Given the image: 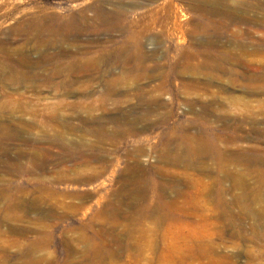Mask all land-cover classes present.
I'll return each instance as SVG.
<instances>
[{
  "label": "rangeland",
  "instance_id": "obj_1",
  "mask_svg": "<svg viewBox=\"0 0 264 264\" xmlns=\"http://www.w3.org/2000/svg\"><path fill=\"white\" fill-rule=\"evenodd\" d=\"M211 1L220 15L182 2L180 39L165 16L147 29L146 0H8L0 18L8 72L20 75L21 52L54 53L56 18L79 23L84 14L90 24L70 31L79 40L60 46L97 63L76 82L53 75L73 57L32 68L41 73L34 81L0 79V264H264V80L247 77L264 73V24L241 22L264 21V7ZM32 15L43 22L37 42L18 30ZM136 20L159 55L146 62L148 77L127 75L128 91L109 94L107 79L125 67L104 66L101 50L120 45ZM163 82L161 94H135ZM5 94L23 105L3 111ZM232 136L244 139L230 145Z\"/></svg>",
  "mask_w": 264,
  "mask_h": 264
},
{
  "label": "bare ground",
  "instance_id": "obj_2",
  "mask_svg": "<svg viewBox=\"0 0 264 264\" xmlns=\"http://www.w3.org/2000/svg\"><path fill=\"white\" fill-rule=\"evenodd\" d=\"M146 1L147 2H144V3H141V4H142V7L144 8V11H143L144 16L149 15V17L151 18V23L150 24L147 23V26H146L147 29H149V26L151 27V29H152V27L155 28L158 25L159 17L160 16H163V17L165 16L166 20L164 22L161 20L162 23L166 24L167 27H172V29L175 30L174 34L176 36H178L180 39H183L184 34L182 32V23L175 20V14H177L178 12H183V8L184 7L182 6V2H184L185 0H146ZM176 1H180L181 3H175ZM192 1L193 2L189 3V6H188L189 7L188 9L190 11H192V12H199V13H202V14L206 13V14H208L210 16L218 15L219 12H220V10L217 8L218 4L216 2H212L211 0H192ZM194 1H199V3H194ZM200 2H201V4H200ZM248 2L251 3V5L249 3H245V2L244 3L246 5H248V6H251V7L255 6L258 9H261V8L264 7V0H248ZM122 8H123V6H122ZM20 9L22 10L20 5H15V10L20 11ZM140 9H142V8H140ZM11 10L12 9L9 6L8 0H0V18L6 17L7 14ZM112 11H114V10H112ZM231 11H233V10H231ZM80 14H81V12H80ZM99 14L101 15V18H102V16H104L102 9H99ZM73 16H75V15H73ZM229 17H231L232 20H236V16L234 14H230ZM54 18L55 17H53L52 19H54ZM107 18H110V17H107ZM56 19H57V22H56L55 28H49L50 33L56 34V36H58V37H56V39L54 41L55 44H53L56 47V50L54 51V53L52 55H50V56H45V54H41L40 55V56H42L41 60H40V57H39V59L34 60V58L32 56H30V54L27 53V51L26 52H21L19 57H18V64H19V67H20V70H19V74L20 75L17 76V75L11 74V72H8V70L3 68V66H0V79H1V81L3 80L4 82H8V83L15 84V85L24 84L26 81H34V80L38 79V77H40L39 75L41 73H38V72L36 73L34 70H32V68L40 66V65H43V64L45 66L46 63L51 61V60L52 61L56 60L57 62H59V60L62 57H68V58L69 57H73L72 59L70 58V59H68L67 61L64 62L66 64V66H65V70H66L65 72L66 73L63 72V69H61V71L59 72V68H58V69H56L53 72V75H56V74L57 75L58 74H60V75L61 74L68 75V76H71L70 80L72 79V81L76 82V81L80 80L78 77H80V75H82V71L85 68L93 66V65H95L97 63L95 60H93L91 58L87 59L85 62H83L82 61L83 58L82 57H78L77 55H75V53H73L72 50H70L68 47H64L62 44H61L62 46H60V42L63 43L64 41H69L68 45H72L73 42L79 40V37H72L70 35V33H72V32H70V31H72V30L73 31H76V30L78 31L79 30L78 27L86 26L87 24H90V19L88 18V16L85 15V14H84V16L82 15L79 23L74 21V20H71V19L70 20H62V19L58 20V18H56ZM103 21H104V19H103ZM241 22L244 23L245 25L246 24L248 26L253 25L255 27H259V26L263 27V24H264V21H262L261 19L255 20V19H252L251 17H248V16L241 17ZM121 23H123V22H121ZM109 24L110 25L112 24V26L114 27L118 23L117 24L109 23ZM42 26H43V22H42V19L39 17V15H32L24 23H21V25L19 24V27H18L19 29L18 30H20V29L22 30V31L20 30L22 32V34H23L22 36L25 35V36H27L28 39H33V40H35L37 42L39 40V38H40V35L42 34V31H41ZM138 27L139 26H138V21L137 20L131 22L129 24V26H128V30L126 31L127 33H126V36L124 37V40L121 39V41H118V43L120 45L115 46L113 48L103 45L104 48H103V50H101L102 54H101V58H100L101 59V63L104 66H106V67H108V66H110L112 64L124 65V67H125L124 71L122 72V75L113 77L111 79H107L108 87L110 89L109 94H112V93L113 94H120V93L124 94V93H126L128 91V90L124 91V89H123L124 87L122 86L123 79L128 78L127 75L131 76L134 72H137L136 75L139 74L138 76H147L148 77L147 73L151 72V71H149L150 70V66H148L146 64V62L150 61V60H152L154 58H157L156 56L159 55L158 48H153L151 50H147L146 49V47H145L146 44H144L143 39H142L144 33L139 31V30L137 31L136 28H138ZM125 30H126V28H125ZM238 35H239V33H238ZM160 37H162V34H160ZM38 44H40V42ZM38 46L39 45H37L36 48H39ZM77 54H80V53H77ZM191 54H193V52H191ZM194 55H192V56H194ZM86 56H89V55H87V53H86ZM192 56L189 55L187 57L188 58H192ZM194 58H195V56H194ZM16 61H17V59H16ZM235 62H237V61H235ZM65 64H62V66H64ZM182 64L184 65L185 63H182ZM202 64H199V66H201V69H202V67H204ZM216 65H217V63H216ZM179 66H180V64H179ZM152 67L155 69V68L161 67V66H160V64H157V65L155 64ZM191 67L192 68L196 67V65H191ZM213 67H211V68L213 69ZM210 71L212 72V70H210ZM163 74H164V72H163ZM42 76L45 79H49L50 78L49 76L45 77L46 75H42ZM247 77L250 80H264V73L257 74V75H251V74L248 73ZM230 78H231V76H230ZM63 86H67L66 80H65V83H63ZM164 86H165V82L156 84V85L152 86L151 88H149L148 90L145 89L144 87L143 88H138L139 90H136L135 94L140 96V97H145V95L146 96L147 95L153 96V93H154L155 90L159 91V93L161 94V93L164 92L163 91ZM194 87H196V86H194ZM137 92H140V94H137ZM5 95L8 98V100L4 103L3 107H4L5 110H3V111L12 110L14 108L17 109V107H21L23 105V104H20L19 98L16 97L15 95H13V94H5ZM22 103H23V101H22ZM153 105H155L156 107H162V106H165V103L163 101H160V99H156L154 101ZM24 106H26V105H24ZM149 106H152V105H149ZM7 108H9V109H7ZM152 113H153L152 110H149V111L145 112V115L143 114L141 117L135 118L134 119V121H135L134 123L136 124V123L140 122L141 120H146V118H148V116H150ZM117 123H123V122L117 121ZM5 129H6V127L0 124V130H5ZM123 132L127 133L126 130L123 131ZM8 135L11 136V137H14L15 134L9 132ZM120 135H121V133H120ZM195 135H197V134H195ZM186 139H191V138L190 137H186ZM218 139L220 140L221 137H219ZM242 139H244V138H238L237 136H232L231 139H230V137L228 138V140L226 139L227 140L226 142L228 144H230V145H237L238 142L240 140H242ZM248 150H253L254 151L255 149L248 148ZM165 153H166V151H165ZM239 153H241V156H244L243 152L240 151ZM175 160L177 161V159H175ZM14 162H16V161L14 160Z\"/></svg>",
  "mask_w": 264,
  "mask_h": 264
}]
</instances>
